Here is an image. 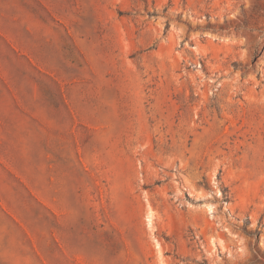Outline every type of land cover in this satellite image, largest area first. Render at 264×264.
<instances>
[{"label": "rangeland", "instance_id": "rangeland-1", "mask_svg": "<svg viewBox=\"0 0 264 264\" xmlns=\"http://www.w3.org/2000/svg\"><path fill=\"white\" fill-rule=\"evenodd\" d=\"M0 201L49 264H264V0H11Z\"/></svg>", "mask_w": 264, "mask_h": 264}, {"label": "crops", "instance_id": "crops-1", "mask_svg": "<svg viewBox=\"0 0 264 264\" xmlns=\"http://www.w3.org/2000/svg\"><path fill=\"white\" fill-rule=\"evenodd\" d=\"M10 3L0 0V18L8 16ZM60 217L57 210L0 208V264H49L44 245L53 242L60 251L65 243L60 230L51 232V218Z\"/></svg>", "mask_w": 264, "mask_h": 264}]
</instances>
